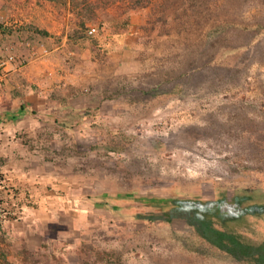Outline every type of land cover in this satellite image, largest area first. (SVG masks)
Returning <instances> with one entry per match:
<instances>
[{
  "label": "rangeland",
  "instance_id": "374dc122",
  "mask_svg": "<svg viewBox=\"0 0 264 264\" xmlns=\"http://www.w3.org/2000/svg\"><path fill=\"white\" fill-rule=\"evenodd\" d=\"M217 2L0 0L14 264H239L189 249L183 217L149 219L154 196L264 189V0L234 14L256 31L219 38ZM21 105L35 112L13 118Z\"/></svg>",
  "mask_w": 264,
  "mask_h": 264
},
{
  "label": "trees",
  "instance_id": "16d2710c",
  "mask_svg": "<svg viewBox=\"0 0 264 264\" xmlns=\"http://www.w3.org/2000/svg\"><path fill=\"white\" fill-rule=\"evenodd\" d=\"M210 1L217 4L219 0H191V5L197 11L207 14ZM254 1L222 0V7L214 10L215 17L210 24L209 33L219 38L232 27L239 28V32L246 35L256 31L259 24L249 22L242 16L234 17L245 3ZM0 31L5 32L1 20ZM43 33L47 34V31ZM28 111H31L30 107L21 105L12 117L20 118L28 114ZM70 122L72 120L65 121V124L69 125ZM2 181L0 173V184ZM148 204L160 215L152 214L153 216H149L150 220L158 217L165 220L183 217L193 226L195 236L192 237V243H187L189 249L204 255L231 259L239 264H264V189L240 187L232 195L222 191L215 199L208 200L200 197L154 196L148 200ZM2 229L0 214V264H14L9 257L11 250L5 245Z\"/></svg>",
  "mask_w": 264,
  "mask_h": 264
},
{
  "label": "built area",
  "instance_id": "2783aa9c",
  "mask_svg": "<svg viewBox=\"0 0 264 264\" xmlns=\"http://www.w3.org/2000/svg\"><path fill=\"white\" fill-rule=\"evenodd\" d=\"M94 31H96V28H95V27H93V28L90 29V33H93ZM9 58L12 59V58H13V55H10ZM6 63H7V61H0V69H1L3 66H5Z\"/></svg>",
  "mask_w": 264,
  "mask_h": 264
},
{
  "label": "crops",
  "instance_id": "0c3cea01",
  "mask_svg": "<svg viewBox=\"0 0 264 264\" xmlns=\"http://www.w3.org/2000/svg\"><path fill=\"white\" fill-rule=\"evenodd\" d=\"M3 32V31H2Z\"/></svg>",
  "mask_w": 264,
  "mask_h": 264
}]
</instances>
